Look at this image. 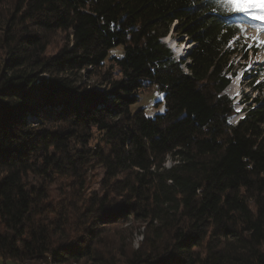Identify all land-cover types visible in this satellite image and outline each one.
I'll use <instances>...</instances> for the list:
<instances>
[{"label":"trees","instance_id":"trees-1","mask_svg":"<svg viewBox=\"0 0 264 264\" xmlns=\"http://www.w3.org/2000/svg\"><path fill=\"white\" fill-rule=\"evenodd\" d=\"M5 6L4 264H264V89L254 85L264 65L250 73L254 106L235 124L223 94L237 75L231 59L248 54L252 21L214 0H0ZM55 33L70 41L45 57ZM170 34L191 41L185 60L174 61ZM258 52L264 44L249 51ZM112 68L120 78H109ZM147 92L163 95L153 118L137 106ZM90 164L103 171L101 195L84 194ZM55 178L71 183L53 189ZM133 222L145 224L135 249Z\"/></svg>","mask_w":264,"mask_h":264},{"label":"rangeland","instance_id":"rangeland-1","mask_svg":"<svg viewBox=\"0 0 264 264\" xmlns=\"http://www.w3.org/2000/svg\"><path fill=\"white\" fill-rule=\"evenodd\" d=\"M257 7H260L259 2L257 3ZM8 7L0 8V15H7L9 16L10 13H6ZM3 22L0 23V45L2 41V33L4 29ZM257 38V39H254ZM258 41H264V32H254L253 30L246 29L244 38L242 39L243 42H245V50L248 51V54L245 59L243 57H235L231 59V62L233 63L232 67L233 69L237 70L236 74L237 76H241V82L239 85L237 82L232 80V78L229 79V85L225 88L223 91V94L227 96L233 105V110L235 114H237L235 117L231 119V124H235L238 119H240L243 116L242 110L246 109L249 106H254V101L257 98L256 91L250 90L248 86V82L251 80L252 76L255 75V73L250 74L251 72L256 71V69L259 66L264 65V52H258L257 54H251L249 53L250 50L256 49L258 46ZM49 46L45 52V57H49L52 55H55L63 46L67 45L70 41L69 34L65 33H55L51 34L49 38ZM167 45L171 49L172 56L174 58L175 62H179L181 60H185L186 58V52L192 47L191 41L187 40L186 38H178L175 35L170 34L167 39ZM166 41H164L165 43ZM264 44V43H260ZM0 46V65L3 63V61L7 58V56L4 54V52L1 50ZM112 55L115 57H119L121 55V51L119 49H116L112 52ZM110 63L107 62L105 64V68L109 67ZM251 66V67H250ZM111 73V77L113 79L120 78V75L118 71L115 68H112L111 71L107 70ZM243 73V75H240ZM94 81L90 82L92 85ZM262 83L264 89V79H258V81L254 84ZM97 86V85H96ZM231 94V95H230ZM153 93L147 92L144 93L140 97V101L137 104L140 108L144 109L145 115L148 118H153L156 115H160L164 112V105H163V95L160 96H152ZM160 102V103H159ZM163 109V111H161ZM95 142H91V146H93ZM170 158H167V161L165 163L166 167H169L171 165ZM92 164L88 166V168L83 171V173H86V183L87 188L84 192L86 195H90L92 193H99L100 195L103 193L101 190V183L103 178V171L100 167H93V169H90ZM55 183L58 184L57 186H52L54 189H62L65 185H70L71 180L70 179H59L55 178ZM72 186V185H71ZM74 187V186H73ZM72 187V188H73ZM73 191V190H72ZM70 191V192H72ZM64 200V199H63ZM59 200L55 201V204L57 206L60 205H66L68 203L67 200ZM130 229L133 231V244L132 247L135 249L139 246V244L142 241L141 235L144 233L145 224L143 223H130L129 224ZM110 239H112V235H110ZM0 264H4L1 257H0ZM6 264H13L12 262H7Z\"/></svg>","mask_w":264,"mask_h":264},{"label":"snow or ice","instance_id":"snow-or-ice-1","mask_svg":"<svg viewBox=\"0 0 264 264\" xmlns=\"http://www.w3.org/2000/svg\"><path fill=\"white\" fill-rule=\"evenodd\" d=\"M214 2L223 8L226 14L242 15L246 19L256 22L252 26L257 32H264V0H214ZM258 2L260 7H257ZM243 30L241 26V31ZM257 43H264V41L257 40ZM240 75H243V73Z\"/></svg>","mask_w":264,"mask_h":264},{"label":"clouds","instance_id":"clouds-1","mask_svg":"<svg viewBox=\"0 0 264 264\" xmlns=\"http://www.w3.org/2000/svg\"><path fill=\"white\" fill-rule=\"evenodd\" d=\"M246 29L253 30L254 32H257V30H255V29H251V28H246ZM245 32H246V31H245ZM164 41H166V40L164 39ZM165 44L167 45L168 43L165 42ZM167 46H168V45H167ZM232 80L236 81L237 84L239 85V83L241 82V76L238 77V76L236 75V77L232 78Z\"/></svg>","mask_w":264,"mask_h":264},{"label":"bare ground","instance_id":"bare-ground-1","mask_svg":"<svg viewBox=\"0 0 264 264\" xmlns=\"http://www.w3.org/2000/svg\"><path fill=\"white\" fill-rule=\"evenodd\" d=\"M167 39H168V37L165 39V40H166V42H168V41H167ZM234 82H235V81H234ZM230 95H231V94H230Z\"/></svg>","mask_w":264,"mask_h":264}]
</instances>
